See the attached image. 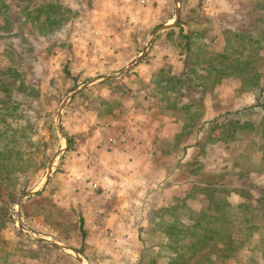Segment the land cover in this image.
Masks as SVG:
<instances>
[{"label":"rangeland","instance_id":"obj_1","mask_svg":"<svg viewBox=\"0 0 264 264\" xmlns=\"http://www.w3.org/2000/svg\"><path fill=\"white\" fill-rule=\"evenodd\" d=\"M0 2L7 6L0 5V261L12 255L16 264H234L251 250L255 217L257 251L264 250V118H239L235 138L252 145L245 153L257 167L228 146L223 169L211 176L224 183L195 185L203 201H226L220 203L230 221L221 224L217 209L206 216L205 231L175 234L184 242L195 236L190 247L169 245L163 238L170 231L162 238L125 228L128 215L124 225L114 224L101 187L88 183L97 174L93 164L106 163L105 152L125 142L144 109L185 115V100L196 105L202 98L195 85L211 93L225 76L221 69L230 74L222 91L227 105L235 100L234 77L253 76H234L235 66H256V79L264 77V0ZM251 32L259 38L250 39ZM253 95L245 105L264 114V85ZM237 115L228 114L226 128ZM197 172L204 174L200 164ZM225 231L236 243L224 238L222 251ZM245 260L239 264H250Z\"/></svg>","mask_w":264,"mask_h":264},{"label":"crops","instance_id":"obj_2","mask_svg":"<svg viewBox=\"0 0 264 264\" xmlns=\"http://www.w3.org/2000/svg\"><path fill=\"white\" fill-rule=\"evenodd\" d=\"M246 35L247 33L240 34L243 38ZM249 37L256 39L259 34L251 32ZM234 68H244V72L249 70L253 76L248 82L247 79L234 75L233 103L227 105L222 94L226 88L227 76L217 81V87L211 93L204 91L202 84H196L195 87L199 89L196 92L202 98H198L199 104L196 105L194 99L187 98L185 115H175L172 108L164 112L160 109L162 112L155 115L144 109L138 115L140 120L136 128H130L123 134L122 140L125 142H118L105 152L106 163L102 166L93 164L97 174L89 177L88 183L95 182L101 187V198L105 203L102 208L115 220L114 224L124 225L128 215L129 224L125 228L130 230L132 225H137L136 229L159 232L162 238L164 232L170 231L167 239H163L174 245L178 242L177 239H171L176 238L175 234H192L195 229L211 223L206 216L209 217L213 210L206 206L208 202L195 194V185L204 187L223 184V180H211V176L215 171L219 172L220 168L223 169L226 147H233V154L238 150L245 153L247 149L252 152V145L248 146L247 140L243 142L235 139L237 125L240 127L241 124L239 118H264V114L253 113V109L257 108L256 104L245 105L248 101L253 103L250 100L254 96L253 92L264 85V77L259 74L260 77L256 79L254 75L260 69L252 65ZM243 85L247 86L243 88ZM230 112L239 115L232 121L233 127L226 128L225 118H228ZM194 116L198 117V122L193 121ZM228 123L231 125V122ZM173 125L176 127L172 128ZM245 156L248 157L246 153ZM195 160H200V163ZM248 160L251 168H255V165L257 167V158L253 154H249ZM199 164L204 173L201 176L197 172ZM232 164L235 168L240 166L236 160H232ZM100 168L104 171L101 170V174H98ZM85 177L82 176L81 183L85 181ZM223 212L225 213V209ZM257 214L258 210H253V215ZM257 220L255 217L250 222L256 232L249 239L251 250L239 260L235 259L234 264L246 263V258L250 264H264V250L257 251ZM17 261L18 258L9 255L0 264H16Z\"/></svg>","mask_w":264,"mask_h":264},{"label":"trees","instance_id":"obj_3","mask_svg":"<svg viewBox=\"0 0 264 264\" xmlns=\"http://www.w3.org/2000/svg\"><path fill=\"white\" fill-rule=\"evenodd\" d=\"M9 2H7V3H10V1L11 0H8ZM27 1V0H26ZM32 1V0H31ZM36 1V5L35 6H40V4H42V2H41V0H35ZM0 5H3V9H6L7 8V6L3 3V2H0ZM33 10H36V9H33ZM5 17V16H4ZM4 19V18H3ZM244 69V68H243ZM241 70V69H233L232 71L233 72H235L233 75H236L237 74V72L238 71H244V70ZM249 71V70H248ZM220 73H222V74H224L225 76H229L228 75V73L229 72H227V70H222L221 69V71H220ZM161 93L162 94H165L166 92H164V91H161ZM172 96V95H171ZM170 96V98H171V104L173 103V104H176L173 100L174 99H179V95H177V96H173V98ZM212 128V127H211ZM210 130H212V129H210ZM227 133H228V131H226ZM1 169H2V166H0V175L2 174V171H1ZM3 175V174H2ZM211 186H212V184H211ZM220 202H222V204H225V205H227V203H226V201L224 202V200L223 199H219V200H214V201H209V203H207V207H209L211 210H217L218 209V214L219 215H217V217L219 216L220 217V215H221V224H223L224 222H227V221H230V220H228V219H226V212H227V210H225V213H223V208H226V207H223V205L220 203ZM212 205H214V208H212L211 206ZM217 205V206H216ZM228 206H229V208H231V210H232V208H234L236 205H234V204H229L228 203ZM222 208V209H221ZM218 221L220 222V219H218ZM205 229H208V228H205V227H201L200 228V231H205ZM224 230H226V229H224ZM206 232H209V231H206ZM229 232V234L228 233H226V231H225V233L221 236V237H219L220 239H221V242L218 240V242H219V244L218 245H221V247H220V249L222 250V251H225V249L226 250H228V248H226V246H228V244H226V240L224 239V238H227V237H229L228 239H229V241L231 242V243H236L235 242V238H233V237H231L230 236V231H228ZM204 235V234H203ZM171 239H176L175 237H172ZM202 239H204L203 237H202ZM182 240H184V237L182 238V239H178V242L175 244L176 246H181V247H190V245L192 244H194L195 243V241H197V239L195 238V236H193L191 239H187L185 242L184 241H182ZM229 242V244H231ZM168 244L169 245H171L172 243H169L168 242ZM172 246V245H171ZM229 253H231V252H229ZM228 253V254H229ZM178 259V255L176 256V260ZM179 260H181V259H179ZM172 262H174V261H172ZM175 262H178V261H175ZM179 262H182V260L181 261H179ZM193 262V260H190V259H187V260H185L184 262H182V263H184V264H191Z\"/></svg>","mask_w":264,"mask_h":264}]
</instances>
